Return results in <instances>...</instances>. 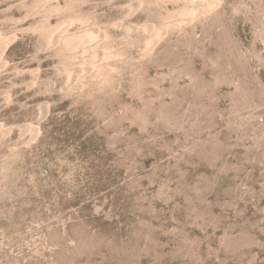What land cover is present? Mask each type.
Segmentation results:
<instances>
[{"label": "rangeland", "instance_id": "374dc122", "mask_svg": "<svg viewBox=\"0 0 264 264\" xmlns=\"http://www.w3.org/2000/svg\"><path fill=\"white\" fill-rule=\"evenodd\" d=\"M0 264H264V0H0Z\"/></svg>", "mask_w": 264, "mask_h": 264}]
</instances>
